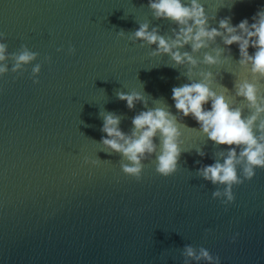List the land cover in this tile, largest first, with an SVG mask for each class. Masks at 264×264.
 <instances>
[{
	"label": "water",
	"instance_id": "water-1",
	"mask_svg": "<svg viewBox=\"0 0 264 264\" xmlns=\"http://www.w3.org/2000/svg\"><path fill=\"white\" fill-rule=\"evenodd\" d=\"M200 2L216 16L210 25L217 28L225 17L233 26L244 19L252 23L264 9V0ZM147 4L0 0V31L8 34L9 51L27 44L40 53L35 63L52 57L51 65H43L39 85L30 79L31 66L23 76L0 79V264H183L180 249L187 244L203 246L221 264H264V170L234 188L235 203L226 210L212 198L216 187L194 173L229 146L216 148L194 130L199 124L193 118L183 119L193 129L181 128L182 147L193 150L182 153L179 171L167 178L145 161L137 182L122 173L118 155H107L96 143L106 136L100 110L123 115L125 133L132 118L146 110L140 103L129 110L116 90L144 91L152 97L149 107L157 106L152 99H162L178 115L172 89L189 83L180 75L186 69L166 66L173 64L167 55L151 57L156 46L140 47L117 34L147 21L162 35L177 27L153 19ZM217 43L224 47L219 38ZM69 45L76 47L75 56L67 54ZM61 47L65 52L58 53ZM254 52L250 47L249 54ZM231 54L233 60L205 69L218 80L221 73L220 83L229 91L234 81L251 79L236 62L238 45L231 46ZM205 108L210 110L211 102ZM199 147L206 156L196 153ZM85 157H98L100 166L85 165ZM206 229H211L207 238Z\"/></svg>",
	"mask_w": 264,
	"mask_h": 264
},
{
	"label": "clouds",
	"instance_id": "clouds-1",
	"mask_svg": "<svg viewBox=\"0 0 264 264\" xmlns=\"http://www.w3.org/2000/svg\"><path fill=\"white\" fill-rule=\"evenodd\" d=\"M236 2L232 0V4ZM147 7L153 19L168 21L177 27L162 35L159 26L153 27L147 21L138 23L139 27L134 31L121 29L117 34L132 44L139 42L140 47L156 46L149 53L151 57L167 55L173 64L166 66L186 69L180 75L186 77L189 83L172 89L178 115H174L162 99H152L157 106L149 107L148 97L151 96L144 91L125 93L116 90L117 98L126 102L129 110H134L138 103L143 104L146 110L132 118L133 127L129 133L121 130L123 115L100 110L99 117L103 121L101 132L106 136L95 142L103 145V152L107 155L121 158L120 168L125 176L141 181L145 161H151L156 173L167 178L179 171L182 153L193 150L182 147L184 139L181 131L182 127L193 129L183 123L185 117L193 118L199 124V129L194 130L212 141L216 148L229 146L226 151L214 152L215 162L212 165L201 166L194 173L196 178L216 187L212 198L219 200L227 210L236 200L234 188L246 181L251 182L257 169L264 170V9L252 17V23L244 19L233 26L232 18L225 17L219 20L217 28L210 25V21H216V16L210 17L200 0H148ZM218 38L224 47L217 43ZM7 40L8 34L0 31V79L10 74L23 76L31 66L30 79L33 84L39 85L41 81L38 77L43 65H51L52 57L45 56L40 63H35L41 59L40 53L32 51L27 44L10 52ZM234 44L238 45L240 53L236 62L250 74L251 79L234 81L233 90L229 91L220 83L223 79L221 73L218 80L217 74L205 69L233 60L231 46ZM250 47L255 49L252 55L249 54ZM187 48L190 51L185 50ZM56 51L63 53L65 49L61 47ZM76 53V47L69 45L67 54L75 56ZM201 55L203 58L199 59ZM217 88L223 91L218 92ZM3 91L0 88V94ZM232 93L234 95H230ZM209 102L210 110L205 108ZM157 139L159 143L155 142ZM195 151L201 157L206 156L202 147L195 148ZM100 163L98 157L84 158L85 165L99 167ZM210 234L211 229H206L205 238ZM238 236L239 233H236L231 242L235 243ZM167 254V251L163 252L161 259H165ZM180 255L183 264H221V258L203 246L187 244L180 249Z\"/></svg>",
	"mask_w": 264,
	"mask_h": 264
}]
</instances>
